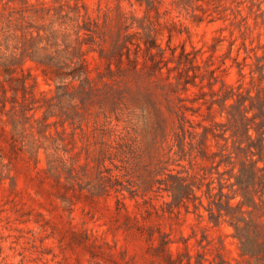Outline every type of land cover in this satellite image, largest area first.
I'll return each mask as SVG.
<instances>
[{"label": "rangeland", "instance_id": "rangeland-1", "mask_svg": "<svg viewBox=\"0 0 264 264\" xmlns=\"http://www.w3.org/2000/svg\"><path fill=\"white\" fill-rule=\"evenodd\" d=\"M74 4L98 23L87 85L56 90L20 51L0 72V264H256L206 190L236 189L215 164L235 161L230 132L212 133L223 95H264V0H0V53L7 19L70 33L53 15ZM251 196L264 232V186Z\"/></svg>", "mask_w": 264, "mask_h": 264}, {"label": "trees", "instance_id": "trees-1", "mask_svg": "<svg viewBox=\"0 0 264 264\" xmlns=\"http://www.w3.org/2000/svg\"><path fill=\"white\" fill-rule=\"evenodd\" d=\"M47 10L50 11V9ZM64 12L63 6L60 5L55 9L53 16L56 20H69L71 22L70 33L54 30L52 27L47 29L38 27L34 28L35 35H33V32L28 30L29 27L22 28L21 25L12 24L11 20L7 19L8 29H12L13 33H9L4 40L7 43L13 41L15 45L14 51L10 54L0 53V72L7 75L11 72V67L19 59L15 52L20 51V57L27 56L42 67L43 76L48 75L52 80L62 84L57 86L56 90L66 88L65 81L67 80H69V84L77 81L79 86L87 85L89 83L87 72L77 55L81 52L82 46L87 44L85 41H90L96 34L98 23L88 16L82 6L76 4L69 7V12H65V14ZM69 13L72 14L70 17ZM17 31L21 34L17 35ZM151 47L152 44L149 42L146 49ZM76 59L78 60L76 61ZM109 71L111 72V70ZM260 75L263 77L262 74ZM233 95H223L219 100L222 109L226 111L227 124L230 128L222 129L219 134L212 133V135L220 137L227 143L228 138L225 137V134L227 131L230 132V139L237 151L235 161L230 155L223 158V155L215 154L220 157L215 164L217 168L222 165L229 167V177L234 179L231 187H236V189L233 190V195L229 196L223 193L222 188L216 194L207 188L206 195L209 205L214 206L216 211L214 215L210 208L211 214L217 220L228 219L229 225L234 230L233 236L240 244L242 256H247L256 264H264V232L258 229L260 227L256 223L246 220L244 217L245 214L251 213L250 208L257 207V203L251 196L252 190L255 186H264V95H258L253 99L251 96L244 98L239 94L240 98L233 100V103L230 104L228 101L233 99ZM221 127L223 128L224 125ZM217 173L219 174V172ZM179 182V186L185 191L182 199L193 198L199 200L201 205L200 198L194 195L191 186L183 179ZM170 189L172 193H175L173 187ZM237 196L240 199L233 203L232 201ZM250 243L254 247L251 250L246 248Z\"/></svg>", "mask_w": 264, "mask_h": 264}]
</instances>
